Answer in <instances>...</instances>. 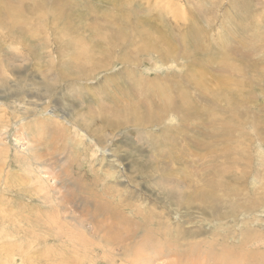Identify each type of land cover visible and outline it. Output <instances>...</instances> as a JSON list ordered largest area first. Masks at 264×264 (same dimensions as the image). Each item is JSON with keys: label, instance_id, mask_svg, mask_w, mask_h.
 Masks as SVG:
<instances>
[{"label": "rangeland", "instance_id": "374dc122", "mask_svg": "<svg viewBox=\"0 0 264 264\" xmlns=\"http://www.w3.org/2000/svg\"><path fill=\"white\" fill-rule=\"evenodd\" d=\"M1 1L3 0H0V2ZM10 1L11 0H5L6 3H10ZM60 1L61 6H64L65 10L62 9V16L56 18L57 20L53 22L51 19V15L53 14L48 10H50L53 3H56V0H14L13 3L21 8L22 12L28 7L24 10L23 14H29L28 18L31 20V25L27 24L28 26H26V29L30 31L29 28H31L32 34H37H33L34 37L31 36L33 40L27 35L24 37L23 42L21 39V32L17 28L13 29L14 32L13 30L9 32L7 29L5 33L0 29V77L6 73L4 78H7L5 79L6 82L4 79L0 80V132H2L3 135L1 136V138L3 137L1 139L3 141H0V264H85V261L86 264H109L110 260L113 258L115 259H113L114 264H133L143 256L152 257L155 255L154 251L157 246L166 252L164 255L168 254L166 257L167 259L163 257V260H161L164 261L165 264H172L173 262L174 264H192L194 261L195 263L200 264L204 262V257L202 256H205L204 254L206 253L212 256V258L209 256H206V258L214 260V263L210 260L208 262L209 264H221L220 262L236 264L238 258L242 259L241 262L243 264H261V262H255V260L258 261L256 258H259V256L252 258L253 260L250 261L248 258H250L251 251L255 249V251H264V247L254 248L251 244L253 242L256 244L264 240V158L262 157L264 155V146L261 145L263 150L260 153H257L261 148L259 145L252 144L249 146V152H247L246 149V153L247 157L250 158V161L249 163L247 161L244 162V164L248 163V166H251V168L253 167V169L250 174L247 175L243 188L247 191L249 197H259L262 203L261 207L256 209L252 208L250 210V215L247 214V219H249L248 223L257 228V230L253 228L250 231L251 234H245L244 230L246 229V226L241 223H230V218H224L222 220L223 224L218 223L219 220L216 219V214L223 210L225 211L226 208H229V206L232 205L230 197L226 194L221 195L219 193L220 197L217 207L221 210L216 209V214L213 213L215 215L213 217L215 219L214 221H210L208 217H205V212L200 209L197 202H194V204L192 203L193 206L192 204L189 207L188 204H182L184 205L182 206L176 201L177 193L173 191L169 195V193L167 194L162 190V185L157 184V181L161 180V177L158 176H161V174H165L166 176V173L169 174V169H171L172 174H175V170L182 166L177 162L170 163L166 161L165 150L162 152L165 147L161 146L156 141L158 140L156 139L159 136L158 134L161 132V129H159L160 126H157L152 130L150 129V132L153 135L143 132L142 135L146 138L145 141L140 134H137L136 129L132 127H124L129 123L119 122L123 121L124 116L129 114V107L123 104L124 100L127 102L131 91L136 93L138 90L127 87V85L123 83L124 78L119 76L118 72L120 71L122 73V68L126 65L121 61H114L117 56H120L119 49H104L106 54H111L110 62H108L103 68H99L95 73L93 72L90 74V78L75 81L67 79L69 74L68 71H70V68L68 67L70 66V61L74 59L76 51L81 48V46L77 48L79 45L75 40H79V43L81 42V50L84 55H90L93 48L96 47V44H102L103 47L110 46V44L103 42L101 36H94L91 32L94 30L93 24L90 25L89 22L95 16H98L101 20L109 17L107 13L114 11V5L112 4L115 3V5L122 6L121 4H117L118 2H121V0H68L69 3H67L66 0ZM63 2H66V4L63 5ZM171 3H173V5ZM150 4L153 8L151 12L153 16L151 15V17L154 18L151 21L154 25H158V28L163 27L167 30L165 36L172 42V44L178 39L175 32H177L178 35H181L184 29L188 27L197 31L198 41L209 54H215L216 50L222 49V41L226 40V43L230 47L232 41H229V38L238 37L241 42L240 51L243 53L249 51V67L251 66L253 68V66H255L257 72L259 73L261 71L262 74L259 73L258 75L257 72L256 74L249 72V77L252 80H249L250 86L245 92H249L250 90V94L235 97L237 102L236 105L227 109V111L231 112L233 117L237 118L238 121H243L249 119L252 112L259 110L261 101L263 103L264 100H262V97L259 95L260 87L253 85L252 83L260 80L261 84L264 86V72L263 70H260V68H264V0H172L170 2L171 7L167 5L169 4L168 0H163V2L162 0H150ZM178 8L181 9V12ZM154 10H156V12H154ZM0 11L3 12V8H1ZM42 12L46 14L45 19L40 15ZM160 12L166 22L168 21L166 26L161 25V27L160 20L155 19L157 13ZM175 12L179 14L176 15ZM180 13H182V15ZM11 14L19 15L13 12ZM37 14L42 18V20L39 21V24L36 22L38 21V18H40ZM0 15L2 16L1 13ZM139 15L141 18L145 17L141 14ZM173 16L175 17L173 18ZM110 20L113 19L110 18ZM46 21L47 23H44ZM32 22L34 24H32ZM69 24L72 27L70 28V32L67 31L70 27ZM6 27H8V25ZM73 27H75V31L77 30L75 35L79 34L78 36H80V38L76 36L71 45L70 40L73 35L71 33ZM60 31L62 33H60ZM100 32H102V29ZM65 35H68V37L65 38ZM149 36L150 34L148 37ZM106 39H110V36L106 37ZM46 40L49 43H46ZM152 40L161 48V52H159L161 56L157 57V55H155V57L156 59L158 58L157 60H161L162 63L156 61L154 58H152V60H142L143 58L141 59L138 57L140 66H138V68H130L132 72H135V74H133L137 75L140 79L141 76L143 77L144 75L150 78H157V76H159V78H164L165 75L172 73V71H178L179 74L183 75L186 71V67L177 66V68H175L174 64L179 63V65H181L186 63L185 59L181 58L182 60H180L179 49L177 48L174 50L172 47L171 51H168L163 41L155 39H151L150 41ZM11 41L21 44L20 51L27 52V57L29 56L28 61L25 60L24 62H21L16 60L15 57H11L14 52L11 47ZM65 41L69 42L71 47ZM126 45V41L122 42L119 39L118 46L121 49H124ZM176 45H178V42H176ZM101 54L102 52L98 53L93 50V56L95 58H93L94 63L103 62L102 58L104 60L106 59L105 57H102ZM37 56L38 58L35 60ZM138 56H144V52L138 53ZM155 62L159 63V67H154ZM172 65L174 66L170 68ZM105 68L107 69L106 71L104 70ZM212 68L213 73L220 77L228 75L227 72H224L221 69V63L214 64ZM189 70L190 72L187 75V79H190L193 73L192 68ZM107 76L118 77V79L115 82H113V80L110 82ZM215 79L216 78H214V81ZM121 82L122 85L119 89H114L113 87V90L116 91H113L111 98L115 103L124 105V107L120 109L122 115L118 117L115 122L121 123L122 127L125 129H119L114 134H110V130L106 129L107 139H105V146L103 149L101 146L98 149V147H96L97 141L95 139L94 129L99 128L102 114L113 112V110L111 111L108 107H102L101 109V106L98 105L102 103V106H104L105 104V101L102 98V91L109 89V86H111L110 83L120 84ZM48 86L54 88L53 91L50 90V96H48L44 90V88ZM73 87L76 88V90L73 89ZM81 87L83 88L80 89ZM209 90L213 92L217 91L215 86L209 88ZM206 95L207 97L209 96L208 92H206ZM251 95L258 101L251 102L252 106L247 103L248 97ZM139 99L145 101L144 106L146 102H148L143 94L140 95ZM222 101L223 99H221L219 103H222ZM133 102L134 101L132 100V103ZM57 105L58 108H56ZM89 105L91 106V109H88L87 106ZM249 106V111H247L246 109ZM67 112L68 114H66ZM258 112L263 114L261 111ZM80 113L85 115V120L84 117H81ZM43 118H48L47 121L51 123L49 124L48 122H45V125L47 124L46 127H49L51 135L50 139L46 136L47 133L45 135L37 133V131L43 129L44 122L37 131V128L35 129ZM51 118L56 119L54 121ZM74 119L82 120L85 123L83 125L75 124L72 122ZM216 120H218V117H216L214 121ZM109 121L114 122V119H109ZM53 122L55 123L54 125ZM165 123L164 126L168 127L169 130L177 126V121L175 120H168ZM56 128L58 129L56 130ZM67 128H71V130L69 131ZM66 130L68 131L66 132ZM57 131L58 133L55 135ZM23 134L26 139L21 140ZM29 136L31 138H29ZM73 137H75V139H73ZM27 138L30 141L34 140V142H36L34 147H32L33 145L30 144V141H28ZM152 139H154L155 142L153 141L151 143L150 140ZM121 142L126 143L130 153H124V151H122L123 148L120 147ZM184 145L189 148L188 143H185ZM85 146H87V148ZM131 146L135 149L137 148V151L135 149L132 150ZM154 146L160 147L161 152L158 151L152 153V147ZM117 147H120L118 148L119 152L114 151ZM243 147H245V145L242 146V148ZM29 149H36L34 150L35 157ZM38 157L43 158L38 159ZM77 157H79L78 161ZM73 158L75 160H72ZM42 162L45 163L44 168L41 164ZM65 165L67 167H65ZM69 167H71L72 170H70ZM66 168L68 169L66 170ZM133 169L135 171H133ZM80 172L81 174H79ZM111 173H114V180L111 179ZM82 174L83 179L79 177ZM53 176L56 178L55 180L52 178ZM254 178L257 179L258 183L253 180ZM43 179H48V181ZM177 180L178 177H173L168 183L170 184L172 181L177 182ZM223 180L228 181L227 179ZM104 181H106L108 185ZM186 181L190 182V186H194L199 182V180L192 181L190 179H186ZM109 183H111V185ZM41 185H43V191L34 188V186L41 188ZM184 189V186H180L178 190H182L181 193H183ZM55 191H58L57 193L60 194V197L58 194H55ZM106 191H109L110 193L108 192L107 194ZM175 191H177V189ZM186 192H188L187 189ZM96 193L97 195H93ZM242 193L244 194L245 192L243 191ZM43 194L44 196H49L51 194L50 198L53 196V201L50 198L47 199V197H44ZM56 196L60 198L62 204L61 207L68 209L65 210V213L67 212V214H64L76 218L72 224L74 225V229L78 231V226L82 225L79 233H85L86 231L91 234V230L105 228L110 232L111 236H116L113 238L115 242L124 237L123 233L120 234L122 231L118 230L125 229L124 227H115V222L124 224L119 220L125 217L131 220L129 225L126 226V230L128 235L133 237L128 239L129 242L128 240H123V243L128 242L126 244L124 243L126 247L123 246V243L116 242L117 245L111 246V249L107 248L104 240L100 242V232V236L97 235L99 240L95 234H85L86 238L78 237L79 240H75L76 242H69L67 238L68 235L59 236L54 230H50V226V228L48 226H43L49 213H54L55 217H58V214H62L60 213L62 211L61 208H59V205H57L59 207L53 206L52 208L54 209H52L47 204L50 201L58 203L54 202ZM141 198L143 200H140ZM242 198L243 195L241 199ZM90 199H92L94 203ZM103 203L107 205L105 206ZM136 205H138V208ZM118 206L121 208L124 206L125 209H118ZM149 206L153 208H150ZM163 206H165L163 212L167 214L166 216L162 215L154 220H151L148 217V213L151 209L162 211ZM104 207H106V209ZM56 208L59 210H56ZM135 208L136 211L139 209L138 211L140 212V215L145 216L146 214L147 218L141 219L137 215H133L132 213ZM42 209L44 210L42 211ZM45 210L48 211L46 212ZM105 211L112 212L111 218L113 223H108L104 227L102 221L104 220L103 215L106 214ZM121 213L124 214L123 218L120 217ZM60 219L64 221L62 217ZM224 220L228 222H224ZM65 221L67 222V220ZM76 222L79 223L77 226L74 224ZM97 223L100 226H98ZM83 225H85L84 228L86 229L83 228ZM101 229H99V231ZM181 229L187 230V233H184L186 235L181 239L179 238L177 242H173L176 244L173 246L176 250H170L168 244H165V242L163 243V241L159 239L160 237H167L173 241L175 235L180 234ZM233 232L236 237L231 234ZM241 232L244 234H241ZM256 233L260 235H257ZM144 234L147 236L142 237ZM221 234L222 236L220 237ZM117 235L119 236L117 237ZM148 235H150V237H148ZM253 235H257V238L253 239ZM221 238H224L222 243ZM216 239H218L217 242H215ZM244 239H246V241ZM236 240L238 244H236ZM80 241H83V243ZM143 246L145 247L143 255L136 254L137 249ZM251 247L253 250L250 249V251L249 248ZM90 250H92V252H90ZM230 250L234 253L232 254ZM133 253L137 255L135 258L138 257V259L134 260L132 258L133 256L131 255ZM23 256L24 258H22ZM233 256H237L236 261L232 260L231 257ZM155 257H158V255H155ZM233 259L235 258L233 257ZM241 262L238 261L237 263L242 264Z\"/></svg>", "mask_w": 264, "mask_h": 264}, {"label": "bare ground", "instance_id": "6f19581e", "mask_svg": "<svg viewBox=\"0 0 264 264\" xmlns=\"http://www.w3.org/2000/svg\"><path fill=\"white\" fill-rule=\"evenodd\" d=\"M171 1L172 0H170V2ZM174 1H176V0H174ZM13 2H14V0H11L10 3H8V2L6 3L5 0L0 2V9L3 8V12L0 11V13L2 14V16L0 15V23L2 22L0 25V29L4 33L7 31V29L9 32L11 30H13L14 28L19 29L21 32V35H22L21 39L24 42V40H23L24 37L29 35V38H31V36L34 37L33 34H35V33L32 34L31 28H29L30 31L26 29V26H28L27 24L31 25L30 24L31 20H29V18H28L29 14L28 15L23 14L24 10L27 9L28 7L25 8L22 12L21 8H19ZM66 2L69 3L68 0H66ZM66 2H63V5H65ZM162 2H163V0H162ZM170 2L168 0L169 4H167V5L170 6ZM60 3H61L60 0H56V3L52 4V6L50 7V10L47 9L48 7L46 8L49 12H51L53 14V15H51V19L53 22H55L57 20L56 18L62 16V14H63L62 9H64V6H61ZM117 4H121L122 6L115 5V3H113L112 5H114V7H113L114 11L107 13L109 17L101 20L98 16L97 17L95 16L89 22L90 25L93 24L94 30H92L91 32L94 34V36L95 37L101 36V38L103 39V42L110 44V46H108V47H103L102 44H96V47L93 48V50L98 52V53L102 52V54H101L102 57H105L106 59L104 60L102 58L103 62L94 63L93 62V58H94L93 50L90 53V55H84V53L81 50V48H82L81 42L79 43V40H75L76 43L79 45L77 48H79L80 46H81V48L76 51V53L74 54V56H75L74 59L72 61H70V66H68L70 68V71H68L69 74L67 76V79H70V80L72 79L75 81V80H86V79L90 78L91 77L90 74H92L93 72L95 73V71H97L99 68H101V67L103 68L108 62H110L111 54L110 53L106 54L104 52L105 51L104 49H117V50L119 49L120 56H117V58H115L114 61H118V62L121 61L122 63L126 64L122 68L123 69L122 73L120 71L118 72L119 76L121 78L122 77L124 78L123 83L125 85H127V87L132 88V89L133 88L138 89L136 91V93L134 91H131V94L129 96V100L127 102L124 100L123 104L129 107L128 108L129 114L125 115L124 120L119 121V122L129 123L124 127H132L134 129H136L137 134H140V136L143 139H145V141H146V138L143 137L142 133L146 132L147 134H152L150 131L152 129L156 128L157 126H160L159 129H161V132H160V134H158L159 136L157 135L158 137L156 139H158V140H156V141L161 146L165 147L162 150V152L165 150L166 161H168L170 163L177 162V163H180V165H182L175 170V174H172L171 169H169V171H168L169 174L166 173V176H165V174H161V176H158V177H161V180H158L157 184L162 185V190L164 192H166L167 194L169 193V195L173 191L175 193H177L176 201L179 202L181 205L182 204H188V207H189L192 203L194 204V202H197L198 205L200 206V209L203 210V212H205V214H206L205 217H208L210 221L215 220L213 218L215 216L213 213L216 214V209L221 210L220 208L217 207L219 197H220L219 193L221 195L222 194L228 195L230 197V201L232 202V205L229 206V208H226L225 211L223 210L222 212L216 214V216H217L216 219L219 220L218 223L223 224L222 220L224 218H230L231 219L230 223L235 222V224L241 223V224L245 225L246 229L244 230V233L248 234V235L251 234L250 233L251 229L254 228L255 230H257V228H255L254 226L250 225V223H248L249 219H247V216H248L247 214L250 215V210L252 208L256 209V208L261 207L262 203H261V200L259 197H249L247 191H245L243 188L247 175H249L253 169V167L251 168V166H248L250 158L247 157L246 149H247V152H249L248 148L252 144L259 145V147H261V145L264 146V124H262V123H264V119H263L264 102L262 103V101H261V104L259 106V110H255L254 112H252L251 117L249 119H245L243 121H238L237 118L233 117L231 112L227 111V109H230L236 105L237 102L235 100V97H240L241 95L246 96V95L250 94V90H249V92H245L247 90V88L250 86L249 80L251 78L249 77V72L250 73L253 72L256 74L257 70H256L255 66H253V68L251 66L249 67V62H248L249 51L246 53L241 52L240 51V43H241L240 39L238 37H236V38L233 37L231 39L229 38V41H232L231 42L232 45L230 47L228 46V44L226 43V40H225V41H222L223 42L222 49L216 50L215 54H209L207 52V50L204 49L201 46V43L198 41L197 31L190 28V27L185 28L183 33L181 35L179 34L180 36L177 34V32H175L178 39H176L172 44V42L169 39H167L165 36L167 34V30L161 26V25L166 26V24H168V21L166 22L165 18L161 14V12L157 13V15L155 16V19L160 20V23H161L160 26L162 28H158L157 27L158 25L157 26L154 25V23L151 21L154 18L151 17V15H152L151 12H152L153 8L151 7L150 0H137V1L136 0H121V2H118ZM171 4L173 5V3H171ZM128 5H129V7H128ZM182 7H183V5H182ZM37 8H38V6H37ZM178 9H180V8H178ZM68 11H69V9H68ZM176 11H178V10H176ZM12 12L17 13L21 16L12 15L11 14ZM154 12H156V10H154ZM173 12H174V10H173ZM180 12H181V9H180ZM34 13H35V11H34ZM175 13H176V15L179 14L177 12H175ZM182 13H183V11H182ZM182 13H180V14L182 15ZM139 14H141L145 17L141 18ZM40 15L44 19L46 18V14H44V12H42V14H40ZM174 17L175 16H173V18ZM110 18L113 20H110ZM41 20H42V18L40 17V18H38V21H36V22L39 24V21H41ZM187 20H189V19H187ZM44 23H47V21ZM32 24H34V23L32 22ZM7 25H8V27H6ZM69 26H70V24H69ZM87 26H88V23H87ZM46 27H47V25H46ZM84 27H86V26H84ZM70 28H72V27L70 26L69 29L66 28L68 32H70ZM101 29H102V32H100ZM39 31H41V30H39ZM76 31H75V27H73V29L71 31V33L73 34L71 36V40H70L71 45L73 44V41H74L73 39L79 35V34L75 35ZM13 32H14V30H13ZM91 32H89V33H91ZM60 33H62V32L60 31ZM149 34H150V36L148 37ZM35 35H37V34H35ZM63 35H64V33H63ZM65 36H66L65 38L68 37V35H65ZM108 36H110V39H106V37H108ZM2 37H4V36H2ZM78 38H80V36H78ZM119 39L122 42L126 41L127 45L124 49H121L118 46ZM151 39L163 41L165 44V47L168 51H171L172 47L174 50L177 48L179 49L180 60L185 59L186 63H183V64L180 63L181 65H179V63H174V64H175V68H177V66L186 67V71L183 73V75L179 74L178 71H172V73L165 75L164 78H159V76H157V78H150V77H147L144 75L143 77L141 76V79H140L137 75H134L135 72H132V70L130 68H133V67L138 68V66H140V64L138 62V57L141 59L143 58L142 60H144V59L152 60V58H154L156 61L162 63L161 60H157L158 58L156 59V57H155V55H157V57L161 56L159 53V52H161V48L157 44H155L153 42V40L150 41ZM25 40H27V39H25ZM47 40H46V43L48 42ZM80 41H81V39H80ZM176 42H178V45H176ZM66 43L69 44V42H66ZM194 43L197 45H195ZM35 44H36V42H35ZM70 44H69V46H70ZM11 47H12V50L14 51L13 52L14 56L12 54L11 57H15L16 60H19L21 62H24L25 60L28 61L29 56L27 57V55H28L27 52L25 53L24 50H23L24 52L20 51L21 50V44L20 43H15L14 41H11ZM72 48H74V47H72ZM156 48H157V50H156ZM29 52H31V51H29ZM143 52H144V56H142V57L138 56V53H143ZM34 56H35V54H34ZM37 58H38V56L35 58V60H37ZM155 63H157V62H155ZM155 63H154V67H156V68L159 67V63H157V64H155ZM218 63H221V69L224 72L228 73L227 76L220 77L219 75H216L213 73L212 67L214 64H218ZM173 66L174 65L170 66V68H172ZM191 68L193 69L192 76L190 79H187V75L190 72L189 69H191ZM108 69H110V68H108ZM104 70L106 71L107 69L105 68ZM260 70H263V72H264V68H260ZM259 73L262 74L261 71ZM259 73H258V75H259ZM5 74H3V76L0 77V80L7 79V78H4ZM107 77H108V80L110 82L112 80H113V82H115L118 79V77H112V76H107ZM214 78H216L215 81H214ZM5 82H6V80H5ZM252 84L260 87L259 95L262 97V100H264V86L261 84V81L258 80L257 82H253ZM110 85L111 86H109L110 87L109 89L102 91V98L105 101L104 106H102V103L98 104L101 106L100 107L101 109H102V107H108L111 109V111L113 110L112 113L102 114V117H101L102 120L100 119L101 121H100L99 128L94 129V134L96 137L95 139L97 141L96 147H98V149L100 148V146L102 147V149L105 146L104 145L105 139H107L106 129L110 130L109 131L110 134H114L119 129L120 130L125 129L124 127H122L121 123L115 122V120L117 121V118L122 115V112L120 109L123 108L124 105L115 103L111 98L113 95V91H116V90H113V87H114V89H119L122 85V82L120 84H118V83L117 84H115V83L111 84L110 83ZM15 86H17V85H15ZM213 86H215L217 91L213 92V91L209 90V88H211ZM82 88L83 87H81L80 89H82ZM53 89L54 88L51 86L44 88V90L48 96H50L49 94H51L50 90L53 91ZM69 89H70V87H69ZM73 89L76 90V88H74V87H73ZM206 92H208V94H209L208 97L206 95ZM34 93H36V92H34ZM141 94L145 95V99L148 101L145 104L146 107L144 106L145 101L144 100L142 101L141 99H139ZM229 97H230V99H229ZM157 99H159V100H157ZM221 99H223V101H222V103H219V101ZM132 100L134 101L133 103H132ZM253 101L258 102L256 98L252 97V95L250 97H248L247 103L250 106H252L251 102H253ZM51 104H52V102H51ZM250 106L246 109L247 111H249ZM87 107H88V109H91L90 105ZM56 108H58V105ZM258 111L263 112V114H260ZM66 114H68V112ZM80 115L82 118L85 116L81 113H80ZM55 117H57V116H55ZM61 117H62V115H61ZM92 117H93V115H92ZM216 117H218V120L214 121ZM65 118H67V117H65ZM51 119L55 121L56 118L55 119L51 118ZM109 119H114V122L109 121ZM47 120H48V118H43V120L40 122V124H38V127H35V129L37 128L36 129V131H37L38 128L41 126V124H43V122H44L43 129L40 131H37V133H41L42 135L43 134L45 135L47 133L46 136L49 137V139H50L51 135H50L49 127H46L47 124L45 125V122L46 123L48 122ZM84 120H85V117H84ZM168 120L169 121L170 120L177 121V126H175L174 128H171L169 130L168 127L164 126L166 124L165 122ZM246 121H249V122H246ZM72 122H74L75 124H78V125H83L85 123L84 121L78 120V119H74ZM244 123H245V125H244ZM49 124H51V123H49ZM54 124L55 123L53 122V125ZM67 124H66V126H67ZM34 126H36V125H34ZM74 127H76V126H74ZM59 128H61V127H59ZM57 129L58 128H56V130ZM67 129H69V128H67ZM70 130H71V128L69 129V131ZM67 131L68 130H66V132ZM57 133H58V131L56 132L55 135H57ZM1 136H3L2 132H0V141H3V140H1L3 138V137L1 138ZM29 138H31V137L29 136ZM23 139H26L24 134L21 136V140H23ZM43 139H44V137H43ZM73 139H75V137H73ZM27 140L30 141L28 138H27ZM90 140H92V139H90ZM160 140H162V141H160ZM76 141H78V140H76ZM153 141H154V139L150 140L151 143ZM50 142H52V141H50ZM185 143L189 144V148L186 145H184ZM30 144L33 145L32 147H34V144H36V142H34V140H32V141H30ZM82 144H83V142H82ZM0 145H1V142H0ZM244 145H245V147L242 148V146H244ZM85 147L87 148V146H85ZM120 147L123 148L122 151H124V153H130L129 152L130 150L128 149V146L126 145L125 142L124 143L121 142ZM120 147L115 148L114 151L119 152L118 148H120ZM239 147H241L242 149ZM77 148H81V147H77ZM88 148H89V146H88ZM131 148H132V150L135 149L132 146H131ZM75 149H76V147H75ZM34 150H36V149H34ZM34 150L29 149V151L35 157ZM262 150H263V147H261L260 150L257 151V153L262 152ZM120 151H121V149H120ZM158 151L161 152L160 147H157V146L152 147V153H156ZM31 153H29V154H31ZM77 156H78V154H77ZM71 157H72V155H71ZM262 157L264 158V155ZM39 158H43V157H38V159ZM74 158L76 159L75 156H74ZM74 158L72 160H75ZM78 158L79 157H77V161H78ZM34 159H36V158H34ZM116 160H117V158H116ZM245 161H247L248 163L244 164ZM41 164L43 165V168H44L45 163L42 162ZM66 165H65V167H67ZM75 165H76V163H75ZM110 167H112V166H110ZM69 168H70V170H72L71 167H69ZM73 168H74V165H73ZM67 169L68 168H66V170ZM102 170H104V169H102ZM133 171H135V170L133 169ZM104 173H105V171H104ZM79 174H81V172ZM111 175H112L111 179L114 180V176H113L114 173H111ZM227 175H229V176H227ZM82 176H83V174L79 177L82 178ZM107 176H108V174H107ZM173 177H178L177 182L172 181L169 184L168 182L171 181L173 179ZM35 178H36V176H35ZM52 178H54V180L56 179L54 176ZM32 179H34V178H32ZM186 179H188V180L190 179L192 181L193 180H199V182L197 184H195L194 186H190L191 185L190 182H187ZM223 179H227L228 181H224ZM29 180H30V178H29ZM43 180L48 181V179H43ZM49 180H51V179H49ZM253 180L255 182H257L256 178H254ZM104 182L106 183V181H104ZM110 182H112V181H110ZM42 184H44V183H42ZM52 184H53V182H52ZM106 184L108 185V183H106ZM109 184L111 185V183H109ZM118 184H119V182H118ZM35 186H37V185H35ZM35 186H34V188H37L41 191L44 190L42 188L43 185H41V188L35 187ZM50 186H52V185H50ZM180 186H182V187L184 186V188H185L183 190V193H181L182 190L181 191L178 190L180 188ZM188 186H190V187H188ZM63 187H65V186H63ZM176 189L178 192L175 191ZM186 189L188 190V192H186ZM243 191L245 192L244 194L242 193ZM57 192L55 191V194H58ZM108 192H107V194H108ZM44 194H46V193H44ZM44 194H43V196H44ZM50 195L49 196L46 195L44 197H47V199H49L51 197ZM59 195L60 194H58V196ZM93 195H97V193L93 194ZM242 195H243V198L241 199ZM244 197H245V200H244ZM50 199H52V201H53V196ZM90 200H92V199H90ZM140 200H143V199L141 198ZM44 201H45V199H44ZM52 201L47 203L48 206L51 208L53 206L54 207L60 206L59 208H61V211H62L60 213H62V214L59 215L58 213H56V214H58V217H59L58 218V217L54 216V213L52 214V213L48 212L49 214L47 215L46 220L45 221L43 220L45 222L43 224V226H46V227L50 226L51 227V228L49 227L50 230L51 229L54 230L56 232V234L59 236H62V235L67 236L68 235L67 238H68L69 242H71V241L76 242L75 240H77V239L79 240L78 237L86 238L85 234H89V233H87L86 231H85V233H82V232L79 233L80 232L79 230H81L82 225L78 226V231H76L74 229V225H72V224L76 218L69 216V215H65V214H67V212L65 213V210H68V209L67 208L64 209L61 207L62 204H61L60 198H58L56 196L54 199V202H58V203H53ZM85 202H87V201H85ZM93 203H94V201H93ZM139 203H141V202H139ZM193 204H192V206H193ZM57 205H59V206H57ZM104 205L106 206L107 204H104ZM182 206H184V205H182ZM136 207L138 208V205H136ZM141 207H143V206H141ZM104 208L106 209V207H104ZM119 208H121V207L118 206V209ZM150 208H153V207H150ZM164 208H165V206L162 207V211H155V209L154 210L151 209L150 211L148 210L149 211L148 217L151 220H154L157 217H160L162 215L166 216L167 214H165V212H163ZM52 209H54V208H52ZM121 209L124 210L125 207L123 206ZM43 210L44 209H42V211ZM56 210H59V209L56 208ZM123 210H120V211H123ZM138 210L139 209H137V211ZM137 211L135 208L132 214L137 215L141 219L147 218L146 214H145V216L140 215V212L138 211L139 212L138 213ZM145 213H147V212H145ZM39 214H40V212H39ZM111 214H112V212H106V214L103 215L104 220L102 221V224L104 225V227L108 223H113L112 218H111ZM127 214H129V213H127ZM127 214H125V215H127ZM123 215L124 214L121 213L120 217L123 218ZM45 216H46V214H45ZM254 216H255V214H254ZM61 217L63 218L64 221H62V219H60ZM167 218H168V216H167ZM65 220H67V222ZM39 221H40V219H39ZM119 221H121L124 224L115 222V227H124L125 228L124 230H118V231H122V232H120V234L123 233L124 237L121 239H118L115 242H114L113 238H115L116 236H111L110 232L107 231L105 228H103V229L96 228L94 230H91L90 233L93 235L95 234V236H97V235H99V232H100L101 233L100 242H102V240H104L107 248L111 249V246L117 245L116 242L123 243V240L127 241L129 238L133 237V236L128 235V232L126 230V226L129 225L131 220L129 218L124 217L123 219H121ZM224 222H228V221L224 220ZM79 223L76 222L74 224H76V226H77V224H79ZM163 225H165V224H163ZM84 226L85 225H83V228H84ZM98 226H100V225L98 224ZM225 226H227V225H225ZM239 226H240V224H239ZM79 227H80V229H79ZM229 227H230V225H229ZM225 228H228V227H225ZM84 229H86V228H84ZM99 229H101V230L99 231ZM230 229H229V231L231 232ZM47 231H49V230H47ZM234 231H235V229H234ZM184 233H187V230L181 229L180 234L175 235V237L173 238V241H171V239H169L167 237H160L159 239H161L163 241V243L165 242V244H168L170 250L171 249L176 250L175 247L173 248V246L176 245L173 242H177L179 238L181 239L184 235H186ZM222 233H224V232H222ZM244 233L241 232V234H244ZM91 234H89V235H91ZM231 234H233V236L236 237L234 235V232ZM166 235H167V233H166ZM230 235H228V236H230ZM257 235H260V234H257ZM257 235H253V239L257 238L256 237ZM118 236L119 235H117V237ZM145 236H147V235L144 234L142 237H145ZM221 236H222V234L220 235V237ZM242 236H240V237H242ZM63 237H65V236H63ZM148 237H150V235H148ZM215 237H217V236H215ZM97 239H98V236H97ZM223 239L221 240V243H222ZM217 240L218 239H216L215 242H217ZM244 240L246 241V239H244ZM233 241H235V240H233ZM80 242L83 243V241H80ZM128 242H129V240H128ZM128 242H124V243L126 244ZM236 242H237V240H236ZM94 243H96V242H94ZM125 244L123 245L124 247H126ZM236 244H238V242ZM251 244L254 246V248L255 247L261 248V247H264V240H262L256 244H254V242ZM119 246H120V244H119ZM136 247H138V246H136ZM144 248H145L144 246L139 247L137 249L136 254H138V255L142 254L143 255ZM152 249H154V248H152ZM226 249H227V247H226ZM250 249L253 250L252 247L249 248V250ZM207 250H209V249H207ZM223 250H221V251H223ZM241 250L248 251L245 249H241ZM255 250H253V251L250 250L251 251V253H250L251 255L249 256L250 258H248V257H246V258H248L250 261V260H253L252 258L259 256V258H256V259H258V261L255 260V262H258V263L261 262V264H264V251H260V250L255 251ZM90 252H92V250H90ZM154 252H155V255H158V257H155V255H153L152 257L151 256H143L142 258L138 259V257L135 258V256H137V255L135 253H133L131 255V256H133L132 258L134 260L138 259L133 264H165L164 261H161V260H163V257L166 258L168 256V254L164 255V253H166V252L164 250H162L161 248H159L158 246L155 248ZM230 252H232V251L230 250ZM237 252H238V250H237ZM216 253H218V252H216ZM233 253L234 252H232V254ZM21 254H22V252H21ZM204 255L205 256H202V257H204L203 258L204 262H202L200 264H209L208 262L210 260L212 262L214 261L212 259L209 260L208 258H206V256H209L212 258V256L210 254L206 253ZM233 257L235 259H233ZM233 257H231L232 260L236 261L237 256L236 257L233 256ZM22 258H24V256ZM113 259L110 260L109 264H114L115 259L114 260ZM241 260H242L241 258H238L237 262L238 261L241 262ZM237 262H236V264H238ZM220 263L226 264L225 262H220ZM85 264H86V261H85ZM172 264H174V262ZM192 264H197V263H195V261H194Z\"/></svg>", "mask_w": 264, "mask_h": 264}]
</instances>
